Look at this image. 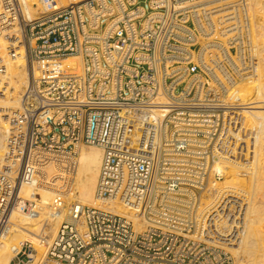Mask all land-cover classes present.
Wrapping results in <instances>:
<instances>
[{
  "label": "built area",
  "instance_id": "built-area-1",
  "mask_svg": "<svg viewBox=\"0 0 264 264\" xmlns=\"http://www.w3.org/2000/svg\"><path fill=\"white\" fill-rule=\"evenodd\" d=\"M252 28L243 0H0V94L9 62L27 75L5 115L0 247L25 217L44 248L18 241L8 264H232L234 214L209 202L240 142L232 84L256 75ZM76 144L102 149L96 198L125 214L71 197Z\"/></svg>",
  "mask_w": 264,
  "mask_h": 264
},
{
  "label": "bare ground",
  "instance_id": "bare-ground-1",
  "mask_svg": "<svg viewBox=\"0 0 264 264\" xmlns=\"http://www.w3.org/2000/svg\"><path fill=\"white\" fill-rule=\"evenodd\" d=\"M57 1L60 4H73L77 0ZM243 3L246 4L251 19L254 17L260 19V22L258 21L260 24L257 25L258 31L255 30L258 34L254 38L259 42V60L255 76H240L232 84V94L237 101H240L243 113L241 134L239 132L237 135L242 144L235 149L232 147L233 151L228 147L226 158L217 163V167L223 168L225 180L221 183L222 194H216L209 203H212V206L218 202L220 205L223 204L222 207H227L230 203L231 207L234 206L231 214L226 213L227 216L234 214L232 218L226 217L231 219L230 225H232L228 233L232 238L231 242H228L227 249L237 259L236 264H264V0H243ZM253 23L256 22L253 20ZM62 64L70 70L80 71V59L77 56L64 59ZM26 80L24 61L19 59L9 62L7 67L9 91L4 95L0 94V157L5 149L8 130L5 115L9 110L20 107V96ZM75 151L76 167L70 181L71 197L80 203L86 202L125 214V209L114 205L112 201L106 204L96 198V185L103 161L102 149L95 145L76 144ZM55 168L51 166L49 173L55 172ZM29 190L25 189L26 195ZM40 194L43 203L47 204L52 196L51 191H40ZM248 194L251 195L250 198ZM235 197L239 200L238 205L232 204ZM41 220V218H18L21 228L13 232L4 246L0 247V264H8L13 255L11 247L18 241L28 240L33 244L38 255L43 253L44 248L36 236L41 229ZM48 224L50 227L44 230V233L52 236L56 232L59 220L49 219ZM237 230L239 232L235 238V234L231 232Z\"/></svg>",
  "mask_w": 264,
  "mask_h": 264
},
{
  "label": "rangeland",
  "instance_id": "rangeland-1",
  "mask_svg": "<svg viewBox=\"0 0 264 264\" xmlns=\"http://www.w3.org/2000/svg\"><path fill=\"white\" fill-rule=\"evenodd\" d=\"M77 1H78V0H77ZM250 18H251V16H250ZM253 20H254V22H256V23H253V25L256 24V26H254L255 28L253 27V28H254V35H255V37H256V36H257L256 34H258V33H256V32L258 31V26H257V25L260 24V23H259V22H260V19L254 17L253 19H251V21L253 22ZM258 21H259V22H258ZM257 23H258V24H257ZM255 30H256V32H255ZM256 43H257V45H258L259 42L256 40ZM258 48H259V47H258ZM242 129H243V128H242ZM242 132H244V130H242ZM244 133H245V132H244ZM240 144H242L241 141L238 143V145H240ZM238 145H237V146H238ZM242 164H243V163H242ZM243 165H244V164H243ZM243 165H242V166H243ZM225 174H226V173H225ZM246 178H247V177L244 175V179H246ZM224 180H225V177H224ZM248 195H249V198H250L251 195H250V194H248ZM81 203H82V204L91 205V204H88V203H86V202H81ZM229 205H230V206H229ZM229 205H228L227 207L225 206L227 209H226L225 207H222V208H223V209L225 208L224 210H226V213L231 214V213L233 212L232 209L234 208V206H232V207H233V208H232V207H231V203H230ZM228 208H229V209H228ZM230 208H231V210H230ZM231 211H232V212H231ZM48 235H49V234H48ZM49 236H50V235H49ZM236 260H237V259L232 255V264H233V263L236 264V262H237Z\"/></svg>",
  "mask_w": 264,
  "mask_h": 264
}]
</instances>
